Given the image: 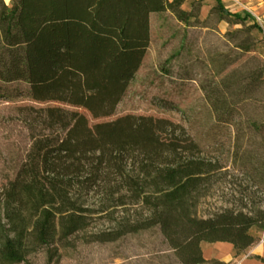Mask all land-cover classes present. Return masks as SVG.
Here are the masks:
<instances>
[{
	"label": "trees",
	"instance_id": "obj_1",
	"mask_svg": "<svg viewBox=\"0 0 264 264\" xmlns=\"http://www.w3.org/2000/svg\"><path fill=\"white\" fill-rule=\"evenodd\" d=\"M203 1L0 0V84H22L23 98L52 104L32 120L41 129L0 195L5 219L19 225L0 242L2 263L25 262L29 226L37 245L48 246L61 221L78 219L84 210L70 199L74 189L122 192L129 201L120 196L112 206L121 213L126 205L145 208L144 225L119 223L103 241L157 231L164 249L155 264H234L204 259L203 247L228 243L236 260L259 242L252 232L264 231V61L244 58L255 51L251 32L261 31L250 14L230 13L222 0H213L210 11L217 22L241 26L226 33L235 56L215 68L220 79L205 92L215 125L234 130L229 146L213 142L219 154L208 158L196 143L183 145L167 120L126 115L89 125L86 116L114 115L149 48L153 15L195 27ZM232 173L241 188L230 206L197 217L201 185ZM77 225L70 222L65 235Z\"/></svg>",
	"mask_w": 264,
	"mask_h": 264
},
{
	"label": "rangeland",
	"instance_id": "obj_2",
	"mask_svg": "<svg viewBox=\"0 0 264 264\" xmlns=\"http://www.w3.org/2000/svg\"><path fill=\"white\" fill-rule=\"evenodd\" d=\"M5 2L8 3V0ZM222 2L230 13L248 12L245 10L248 9L258 16L259 21L256 22L261 31L251 32L255 51L244 58L255 56L264 61V0ZM213 6V0L202 2L201 25L195 27L185 28L167 13L153 15L150 19L149 48L114 115L92 120L86 114L89 125L126 115L151 117L177 126L179 142L185 146L190 142L196 143L204 157L219 154L213 153L217 147L213 142L229 146L234 130L215 125L205 92L220 79L214 74L215 68H220L225 58L235 56L226 33H232L241 26L217 22L215 15L210 14ZM234 67L222 74H227ZM24 87L22 84H0V195L6 181L28 152L33 136L41 129L32 120L52 105L23 98L19 92ZM239 179L232 173L217 175L204 182L200 189L203 195L196 207L197 217L207 218L220 208L230 206L232 198L241 188ZM112 187L107 188L113 191ZM110 193L108 190L85 194L74 189L70 199L77 202L79 210L84 211L76 213L78 219L61 221L48 246L37 245L29 226L22 238L25 262L20 264H155L158 261L156 252L164 249L157 231L140 230L115 241H103L115 236L119 223L140 228L147 216L145 208L135 205H126L128 209L121 213V207L112 206L123 193ZM123 199L129 201L124 196ZM20 211L21 224L26 225L28 209L23 206ZM4 214L0 205V242L19 228V225H9ZM74 221H78V229L65 235L64 230ZM252 233L259 237V242L245 256L236 260L232 258L234 264L241 260L258 262L256 257L264 259V231L254 230ZM209 248L211 246H204L203 250ZM0 264L6 263L0 261Z\"/></svg>",
	"mask_w": 264,
	"mask_h": 264
},
{
	"label": "crops",
	"instance_id": "obj_3",
	"mask_svg": "<svg viewBox=\"0 0 264 264\" xmlns=\"http://www.w3.org/2000/svg\"><path fill=\"white\" fill-rule=\"evenodd\" d=\"M217 245L223 246L224 247V252H221L220 249L216 248ZM209 250V256L208 258L204 257V259L209 260V259H217L221 262H230L232 260V246L228 243H215L211 245V248L206 249ZM204 251V250H203ZM203 255V252H202ZM237 264H260L255 261H249V260H241Z\"/></svg>",
	"mask_w": 264,
	"mask_h": 264
},
{
	"label": "bare ground",
	"instance_id": "obj_4",
	"mask_svg": "<svg viewBox=\"0 0 264 264\" xmlns=\"http://www.w3.org/2000/svg\"><path fill=\"white\" fill-rule=\"evenodd\" d=\"M216 248L220 249L221 252H224V247L223 246L217 245ZM203 256L206 257V258H208V256H209V250H204L203 251Z\"/></svg>",
	"mask_w": 264,
	"mask_h": 264
},
{
	"label": "built area",
	"instance_id": "obj_5",
	"mask_svg": "<svg viewBox=\"0 0 264 264\" xmlns=\"http://www.w3.org/2000/svg\"><path fill=\"white\" fill-rule=\"evenodd\" d=\"M245 10L248 11L247 13L250 14L254 18L255 21H259L258 16H256L253 12H251L248 9H245Z\"/></svg>",
	"mask_w": 264,
	"mask_h": 264
}]
</instances>
